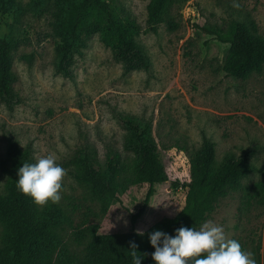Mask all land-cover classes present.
Returning a JSON list of instances; mask_svg holds the SVG:
<instances>
[{
  "label": "rangeland",
  "instance_id": "obj_1",
  "mask_svg": "<svg viewBox=\"0 0 264 264\" xmlns=\"http://www.w3.org/2000/svg\"><path fill=\"white\" fill-rule=\"evenodd\" d=\"M78 1L10 0L0 11V36L13 44L12 89L18 99L11 105L0 99V195L6 190L10 141L29 149L34 161L54 153L66 169L48 255L32 264H92L87 246L93 235L131 231L130 213L142 207L148 184L135 168L133 134L121 124L122 115L149 124L166 172L165 180L153 185L134 231L144 235L188 205L184 184L195 175L206 139L213 147V171L245 150L250 171L217 197L204 221L222 225L228 238L264 264V65L244 78H225L228 44L202 29L225 32L235 22L253 21L264 36V0H185L171 4L169 19L154 27L146 22L149 0H104L145 54L148 68L123 73L111 27V44L96 31L76 45L67 78L56 72L54 34ZM98 18L103 25L96 13L86 23ZM128 20L136 29L126 26ZM84 151L101 170L108 157H116V180L130 178L118 201L106 206L85 182ZM6 231L0 221V264H14Z\"/></svg>",
  "mask_w": 264,
  "mask_h": 264
},
{
  "label": "trees",
  "instance_id": "obj_2",
  "mask_svg": "<svg viewBox=\"0 0 264 264\" xmlns=\"http://www.w3.org/2000/svg\"><path fill=\"white\" fill-rule=\"evenodd\" d=\"M10 0H0V11H5ZM185 0H149L146 5V22L154 27L169 19V7L173 3ZM96 13L103 17L86 23L88 17ZM126 26L136 29L134 20H128ZM115 31L119 45L114 57L123 62V73L135 68H148V61L143 51L135 44L125 25L116 20L115 14L104 0H79L69 11L67 22H58L54 34L55 48L58 53L56 72L71 78L68 61L76 45L84 38L99 31L102 41L111 44ZM203 31L211 34L219 42L228 44L225 55L223 76L227 79L244 78L252 72L259 71L264 65V36L256 31L253 21L248 24L235 22L229 31H219L203 27ZM13 44L0 36V99L6 104L17 103L12 84L15 75L12 71L11 51ZM122 125L133 134L130 144L135 157V168L148 188L142 207L130 213L131 231L123 233L95 234L87 246V258L92 264H132L130 242H135L138 255L147 253L141 264H155L151 258L154 248L149 243V233L161 230L174 235V229L181 226H198L206 219L214 208V201L227 189L234 188L239 178L250 171V152L245 150L240 156L226 160L219 171L212 170L213 147L209 140H203L197 155V167L193 179L184 184L188 188L189 203L173 217L154 223L144 235L134 231V225L143 211V207L153 194V185L165 180L166 172L163 161L159 157L156 143L150 138V126L135 118L122 115ZM8 166L5 194L0 195V221L6 226V239L14 253V264H32L48 255L51 245V229L57 223L59 210L56 204L39 210L32 199L19 192L15 187L17 169L24 162H35L29 149L20 148L10 141L6 151ZM83 179L96 195L107 206L118 201V192L130 182L116 180L118 160L108 157L106 169L101 170L87 151L81 157ZM177 185V182L173 183Z\"/></svg>",
  "mask_w": 264,
  "mask_h": 264
},
{
  "label": "clouds",
  "instance_id": "obj_3",
  "mask_svg": "<svg viewBox=\"0 0 264 264\" xmlns=\"http://www.w3.org/2000/svg\"><path fill=\"white\" fill-rule=\"evenodd\" d=\"M66 169L58 156L49 153L24 162L17 169L16 189L43 207L61 201ZM174 235L161 230L149 233V243L154 248L151 258L155 264H256L253 254L243 249L236 239L228 238L222 225L213 220L204 221L199 228L174 229ZM143 235L142 231H138ZM135 242H130L132 264H141L147 253L138 255Z\"/></svg>",
  "mask_w": 264,
  "mask_h": 264
}]
</instances>
